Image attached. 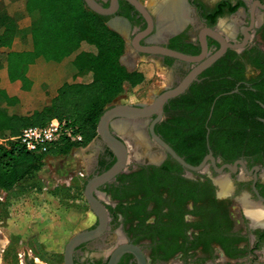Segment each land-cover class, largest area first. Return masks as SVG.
I'll list each match as a JSON object with an SVG mask.
<instances>
[{
    "label": "flooded vegetation",
    "instance_id": "1",
    "mask_svg": "<svg viewBox=\"0 0 264 264\" xmlns=\"http://www.w3.org/2000/svg\"><path fill=\"white\" fill-rule=\"evenodd\" d=\"M97 1L104 7L112 2ZM118 1L116 13L104 17L107 23L121 20L113 25L123 35L113 31L124 40L125 66L135 65V58L154 67L159 63L168 78L160 94L178 87L203 61L150 54L141 48L159 46L194 57L203 54L205 36L207 54L212 55L221 43L209 30L232 44L246 45L229 47L184 93L165 104L163 117L155 125V133L185 163L198 169L184 166L153 140L149 127L158 114L146 119L144 129L152 149H147L145 158L131 157L125 171L98 189L96 196L108 211L109 224L101 236L75 248L73 264H109L113 254L127 244L138 246L147 264L162 260L264 264V225H255L246 211L250 205L264 208V0H182L188 15L177 30L170 28L172 19L162 21L154 8L165 6L167 0H139L153 21L152 31L138 39L139 49L134 42L150 24L128 0ZM227 88L232 90L224 92ZM169 132L174 144L164 135ZM96 152L89 180L117 160L101 140ZM8 195L0 187V208ZM98 224L97 217L87 230ZM2 234L0 230L1 238ZM10 244V240L0 241V264H6ZM66 246L62 256L55 255L50 263L27 259V264H56V259L66 264ZM117 264L139 261L134 253L125 252Z\"/></svg>",
    "mask_w": 264,
    "mask_h": 264
},
{
    "label": "trees",
    "instance_id": "2",
    "mask_svg": "<svg viewBox=\"0 0 264 264\" xmlns=\"http://www.w3.org/2000/svg\"><path fill=\"white\" fill-rule=\"evenodd\" d=\"M22 1L23 13L33 21L30 29L32 50H11L19 35L17 20L0 14V49L9 50L7 63L11 81H20L24 89H30L32 82L28 71L36 60L45 58L60 62L74 55L79 73H91L93 78L89 83H64L50 104L30 115L0 110V134L8 135L6 145H0V187L7 190L28 178L36 169L38 154L28 152L17 140L24 128L46 126L53 119L70 121L83 136V142L75 143L64 138L48 152L68 155L73 149L85 147L97 138L101 116L122 97L127 85L142 90L154 75L152 64L142 63L134 70L122 64L121 58L125 54L123 38L108 27L106 17L91 11L83 0ZM85 43L96 51H83ZM231 90L223 89L224 92ZM0 94H3L1 89ZM164 135L174 144L173 133Z\"/></svg>",
    "mask_w": 264,
    "mask_h": 264
},
{
    "label": "rangeland",
    "instance_id": "3",
    "mask_svg": "<svg viewBox=\"0 0 264 264\" xmlns=\"http://www.w3.org/2000/svg\"><path fill=\"white\" fill-rule=\"evenodd\" d=\"M23 9L22 0H0V14L17 20L19 35L13 49L18 51L32 48L31 38L30 41H27V38L30 36L33 21L25 16ZM150 9L154 12L151 5ZM82 50L96 51L86 43L83 44ZM5 53L6 51L1 54L5 56ZM74 59L75 55L60 62L39 58L29 67L32 84L21 99L24 104L12 106L8 100L4 104L0 99V108L10 113L30 114L50 103L52 92L64 81L92 80L91 73H79ZM141 60L142 58H135V65L129 69L139 68ZM159 65L157 63V66L153 67V79L148 86L135 90L127 85L125 93L116 104L134 105L154 100L168 83V78ZM5 70L4 68L2 73H5ZM7 140L8 135L0 134V145H6ZM91 143L81 147L80 151L73 149L65 156L50 153L38 155L36 169L32 174L13 188L6 189L8 199L0 208V230L3 232L0 241H11L6 252V264H27V259L50 263L55 255L57 258L62 256L65 246L76 234L96 224L97 217L85 195V187L93 168L92 161L97 153L96 148L87 149ZM135 147L139 149L140 157L145 158L146 147L138 144ZM133 156L134 152H131V157L134 158ZM22 196L24 197L19 198ZM55 261L60 264L59 259ZM173 261L162 260L158 264H174ZM209 263H213V260Z\"/></svg>",
    "mask_w": 264,
    "mask_h": 264
},
{
    "label": "water",
    "instance_id": "4",
    "mask_svg": "<svg viewBox=\"0 0 264 264\" xmlns=\"http://www.w3.org/2000/svg\"><path fill=\"white\" fill-rule=\"evenodd\" d=\"M132 3L148 20L149 28L138 35L135 40V45L139 49L138 39L149 34L153 29V21L151 15L147 8L139 0H128ZM86 7L89 8L96 14L102 16H111L116 13L119 8V1L112 0L109 7H104L97 0H83ZM264 8V5H262ZM121 20L113 21V23H107L108 27L112 30L123 35V33L116 28L113 24L114 22H119ZM211 36L217 39L221 43V48L214 54H207V44L205 36L202 38V44L204 46L203 54L199 56H187L182 53L159 47L152 46L147 48H141L142 51L150 54H165L174 56L177 58L185 59L192 62H201L197 68H195L180 84L174 89H169L159 95H157L152 103H141V104H116L109 107L104 114L101 116L98 123V136L89 145L87 149L96 148L97 141L101 140L106 144L117 158L114 165L105 171L104 173L93 177L88 180L85 187V195L90 204L91 210L98 217L99 224L96 228L82 231L76 234L67 244L65 249V262L66 264H73V253L77 246L80 244L96 239L101 236L108 227L109 224V214L106 207L97 198L96 193L98 189L108 182L113 181L117 175L122 173L127 169V165L131 158V152H134L135 158H141L139 149L136 148V144L146 147V149H151L153 147V142L151 141L149 134L144 129V122L146 119L150 118L152 115L158 114V118L151 123L149 127L150 134L155 142L162 146L167 152H169L173 158L178 160L184 166L191 169H198L192 167L184 162V160L155 133V125L158 123L164 112L165 104L172 98H175L182 93H184L191 83L198 77V75L206 68L211 66L214 62L220 59L227 51L229 47L235 49H241L246 44H232L228 42L223 35L217 31L209 30ZM126 56L121 58L122 64L125 65L124 60ZM132 70V69H131ZM113 129V131H112ZM127 139L125 143L122 139ZM141 139V140H140ZM79 151L81 149H78ZM211 158V157H208ZM125 252L134 253L139 261V264H147L145 256L143 255L141 249L133 244H127L119 248L112 256L109 264H117L122 254Z\"/></svg>",
    "mask_w": 264,
    "mask_h": 264
},
{
    "label": "built area",
    "instance_id": "5",
    "mask_svg": "<svg viewBox=\"0 0 264 264\" xmlns=\"http://www.w3.org/2000/svg\"><path fill=\"white\" fill-rule=\"evenodd\" d=\"M82 143L83 136L68 120L53 119L46 126H29L22 130L18 141L30 153L43 155L62 139ZM76 150L81 147L75 148Z\"/></svg>",
    "mask_w": 264,
    "mask_h": 264
},
{
    "label": "crops",
    "instance_id": "6",
    "mask_svg": "<svg viewBox=\"0 0 264 264\" xmlns=\"http://www.w3.org/2000/svg\"><path fill=\"white\" fill-rule=\"evenodd\" d=\"M30 36H28L27 38V41L31 38V41H32V36L31 34H29ZM18 37V36H17ZM16 37V38H17ZM17 41V39H15L14 43ZM12 45V48L11 50H14V51H18V50H15L13 49L14 47V44ZM32 48H33V42H32ZM32 48L30 50H32ZM4 51H6L5 53V56H3L1 54V57H2V61H3V68L1 69L0 67V89L2 90L3 94H0L1 95V100L2 102L5 104V101H9V104L12 105V106H16V105H19L21 103V99L25 96V92L30 90V89H24L23 88V85L20 81H16V82H13L11 81L10 77H9V74H8V63H7V52L9 51L8 49L6 48H2L0 49V53H3ZM24 51H29V50H24ZM4 68L6 69L5 70V73H2V70H4ZM28 77L30 79V76H29V73H28ZM92 80L88 81V82H85V81H77V82H82V83H89L91 82ZM67 82H70V81H64L63 83H61L56 89L55 91L52 92L51 96H50V99L52 101V99L57 95V92H58V89L64 84V83H67ZM4 84V86H3ZM50 101V102H51ZM21 104H24L23 102ZM50 104V103H48ZM46 104V105H48ZM45 105V106H46ZM0 110H4V109H1ZM36 111V110H34ZM33 111V112H34ZM7 112V111H6ZM32 112V113H33ZM10 113V112H8ZM30 113V114H32ZM10 114H18V113H10ZM30 114H21V115H30ZM6 134H8V132H6Z\"/></svg>",
    "mask_w": 264,
    "mask_h": 264
},
{
    "label": "bare ground",
    "instance_id": "7",
    "mask_svg": "<svg viewBox=\"0 0 264 264\" xmlns=\"http://www.w3.org/2000/svg\"><path fill=\"white\" fill-rule=\"evenodd\" d=\"M184 6L185 3L182 0H167L165 6H157L156 4L154 5V8L157 14L162 18V21H164L163 18L172 19L174 23L170 26V28L172 30H177L185 23L188 15L186 10H184ZM162 30L165 31L164 29ZM223 186L225 188V184H223ZM225 191H227V189ZM251 206L252 205L246 206V211L248 215L252 217L254 224L264 225V208H252Z\"/></svg>",
    "mask_w": 264,
    "mask_h": 264
}]
</instances>
